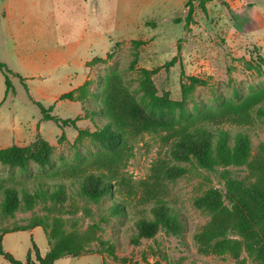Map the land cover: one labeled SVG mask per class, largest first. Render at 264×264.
Listing matches in <instances>:
<instances>
[{
    "label": "rangeland",
    "instance_id": "obj_1",
    "mask_svg": "<svg viewBox=\"0 0 264 264\" xmlns=\"http://www.w3.org/2000/svg\"><path fill=\"white\" fill-rule=\"evenodd\" d=\"M188 1L125 0L138 12L123 19L121 0H101L88 20L94 33L109 29L105 44L96 41L92 51L80 47L69 56L72 39L64 37L56 68L46 60L40 76L10 77L13 88L0 108V194L8 187L33 194L58 185L68 193L23 202L13 217L0 212L2 247L17 260L35 259L36 249L44 257L59 246L64 256L54 264H264V241L250 242L231 229L241 210L226 185L227 178L264 184V52L259 44L233 40L243 32L240 9L252 2ZM66 3L46 1L49 26L68 21ZM0 61L17 64L3 49ZM5 93L0 72V98ZM198 129L227 132L232 142L248 135L249 165L210 172L175 160L174 143ZM13 147L23 164L3 155ZM174 165L189 172L163 178L160 169ZM89 174L105 177L113 193L97 203L84 198L78 181ZM211 190L223 197L217 216L195 204ZM157 200L183 227L176 236L160 230L137 240L135 223L152 216ZM114 202L126 211L115 213ZM220 227L227 232L218 239L199 238ZM0 264L9 263L0 257Z\"/></svg>",
    "mask_w": 264,
    "mask_h": 264
},
{
    "label": "trees",
    "instance_id": "obj_2",
    "mask_svg": "<svg viewBox=\"0 0 264 264\" xmlns=\"http://www.w3.org/2000/svg\"><path fill=\"white\" fill-rule=\"evenodd\" d=\"M197 0H189L187 5L191 6ZM193 9L190 8L186 22L192 19ZM176 22L180 23L178 19ZM0 72L6 80V97L12 90L11 76L12 71L6 65L0 62ZM71 96V94L67 95ZM5 101V99H4ZM3 101V102H4ZM0 103V108L2 106ZM41 112L46 116L48 111L39 103ZM50 118V117H49ZM51 119V118H50ZM74 124V121H68ZM105 133L115 138L116 134L105 128ZM118 136V135H117ZM233 138L227 132L211 133L205 129H198L186 134L177 140L170 154L172 157L183 163L201 168L206 171L215 172L218 168L241 167L249 165L252 156V142L250 137L245 134ZM21 150L13 147L3 155L14 164L21 165L24 158L20 156ZM188 168L181 165L164 166L160 169L163 178L176 179L185 176ZM81 195L93 203H97L102 197L113 193L114 186L105 177L95 174H89L79 181ZM226 185L228 196L234 207L241 210L238 220L231 226L233 232L239 233L248 241H264V184H247L243 180L227 178ZM57 187V186H56ZM55 191L40 189L35 193L23 191L17 188L8 187L1 191L0 212L3 216L13 217L20 210L22 203L29 204L30 200L36 202L40 196H49L52 200H61L68 197L65 185H58ZM22 193V195H21ZM198 208L210 211L213 215H219L223 212V197L217 190L208 191L202 198L196 201ZM114 212L121 213L126 211L120 203L114 202ZM152 216L140 217L136 223L137 240L153 239L160 230L168 235H178L182 225L178 220V215L162 200H157L151 209ZM227 229L212 228L207 229L199 238L203 240L214 241L223 236ZM64 256V252L58 247L53 248L46 256L42 257L36 249L35 259L28 257L27 262L17 260L11 253L6 252L2 247L0 240V257L9 264H54ZM106 264V263H105Z\"/></svg>",
    "mask_w": 264,
    "mask_h": 264
},
{
    "label": "crops",
    "instance_id": "obj_3",
    "mask_svg": "<svg viewBox=\"0 0 264 264\" xmlns=\"http://www.w3.org/2000/svg\"><path fill=\"white\" fill-rule=\"evenodd\" d=\"M46 1L0 0V51L3 49L9 53L15 58L17 64L14 68L9 62H0L12 71V76L21 77L22 80L29 79L30 73L40 76L43 67L45 70L47 69L46 60L54 61V64H51L52 69L57 67L55 61L63 55L61 47L64 37L72 39L70 42L72 52L69 53L71 56L82 52L80 47L92 51L96 41L103 44L105 34L109 30L94 33L95 29L89 24L88 17L94 13V10L99 9L101 0H98L97 8L95 7V0H69V3L65 5L66 7L69 5L70 10L69 16L65 17L68 21H63L62 24L60 23L61 25L54 22L51 26H49V21L46 18ZM146 1L147 3L155 2V0ZM238 1L252 2V4L249 3L245 9H240V12L245 14L240 23L243 32L234 33V42L259 44L264 52V6L261 7L262 9L259 8L260 2L264 0H255L256 2L253 0ZM133 11L138 12L133 6L127 5L125 0H121V5L119 4L117 9L121 18L125 19ZM63 27H65V31L62 29ZM78 81L79 79L76 80L72 90L79 86ZM5 97L6 93L0 98V103L4 99L6 101L7 98ZM32 98L37 102L39 101L33 96Z\"/></svg>",
    "mask_w": 264,
    "mask_h": 264
}]
</instances>
